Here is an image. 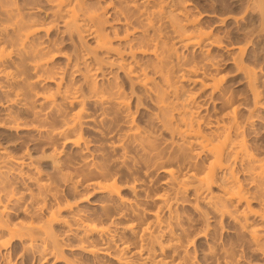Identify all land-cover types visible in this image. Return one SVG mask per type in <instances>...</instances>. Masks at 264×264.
<instances>
[{
    "label": "bare ground",
    "instance_id": "6f19581e",
    "mask_svg": "<svg viewBox=\"0 0 264 264\" xmlns=\"http://www.w3.org/2000/svg\"><path fill=\"white\" fill-rule=\"evenodd\" d=\"M38 1L37 5L28 6L19 0H0V73L4 76L8 88L6 90L8 93L5 92L14 97L12 104L19 103L25 110H30L29 113L35 105H40L42 108L48 105L52 110L56 109L57 114L64 117L61 119L62 128L59 130L51 128L44 134L72 142L74 146L81 145L84 139L83 125L88 120L96 122L92 113L88 114L87 105L102 111L101 120L109 119L111 112H116L118 117L121 116L118 113L125 112L124 117H121L123 125L118 124L122 132L118 134L121 135L119 143L117 142L118 144L113 147L121 148V151L125 153L124 157H127L126 148L130 147L129 145L134 146L133 148L136 149L134 151H138L136 156L139 155L146 168L153 167L154 171L157 166H162V171L170 175L169 185L173 186L169 188V192L157 197L160 198L159 208L149 212L151 215L147 218L146 209L122 195L121 186L117 185L115 177L112 173L105 172L108 169L106 166L99 162L96 164L94 160L87 163L86 151H90L91 148L88 140H83L84 145L81 148L85 151L81 149L83 151L81 153L85 156L84 160L87 158L86 161L83 160V165L89 168V175L98 174L94 179L99 176L104 181L102 182L101 179L92 181L90 179L92 176H89V184L85 186L89 188L88 190L93 189L106 194L108 199L107 202H101L103 206L101 209L104 211L101 215L104 217L100 216V221L97 223L89 221L90 219L88 220L82 213L79 202H82L85 196L76 193L80 186L78 180L72 182L74 185H68L76 189L73 191L79 196L77 201L71 202L69 198L67 200H65L66 197L62 199L63 196L60 198L59 188L38 177L36 179L37 194L35 190L31 192L35 194H30L31 201H35L33 202L35 204L30 202L32 204L30 207L35 206L34 215H31L30 207H28L30 203H25L29 202L30 198L24 199L26 196L23 193L17 191L14 185H9L8 177L6 179L1 175L5 178L0 176V254L6 259L4 263L11 264L9 263L11 249L8 251L7 247L14 239L23 242L24 251L37 249L45 256L55 257L57 261L60 258L63 259L64 244L55 234L52 224L61 219L59 213L62 209H66L71 213L70 223L80 232L79 241L82 245L80 248L95 257L92 259L93 262L89 260V262H83L84 264H101L102 262L97 258L98 254L120 264H138L128 256L129 254L130 256L134 254L140 264H200L201 262L196 261L194 255H190L189 250L190 242L193 243L189 240L192 236L189 234L195 231V229L190 230L189 226H192L193 221L198 220H191V216L190 218L186 216L185 219L186 212H183L185 214L183 215L179 212L178 206L176 207L179 201L188 200L185 196L189 188L187 185L196 186L195 200L205 202L220 217L229 216L235 222L237 221L236 223H240L239 226H244L243 228H247L252 217L259 218L262 223V225L259 224L261 228L251 227L253 229L248 231L250 232L248 241L251 240V243L264 253V152L259 146L254 147L248 142L247 132H245L247 121L239 115V107L235 103L233 94H229L226 86L223 85L224 77L218 67L219 62L213 59L214 47L222 49L227 46L223 38L217 36L218 34L216 35L211 28V30L205 29L207 26L204 28L199 17L192 14L191 8L186 6L187 2L184 5L181 0V4L176 3L177 0H155L154 3V0H130V3L123 0L126 2L123 3L124 5L122 0H120L121 4L112 0L105 6L102 4L103 0H43L50 5L48 10H44L40 2L42 0ZM261 1L262 3L254 9L259 8L264 16V0ZM176 4L182 5L180 9L183 10L178 14L173 8ZM250 6H252L251 3L248 7ZM231 14L221 15L223 17L219 18L220 24L235 17ZM107 16L113 17L114 24L111 26L113 35L108 31L109 29L107 30ZM234 20H238V17ZM60 23L63 27L62 31L67 33L71 40L77 39L76 41L83 42L84 33L94 39V45H86L85 51H83L84 48L80 50L76 45L73 54H66L65 67L55 62L57 54L64 51L60 44L62 40L52 34L56 28L59 29ZM168 26L171 28L170 31L178 37V44L171 37L174 35L170 36L167 33ZM177 45L201 50L202 53L199 54L203 62H197L200 59L197 58L196 61L193 58L198 55H193L192 49L191 53L188 52L190 54H184L180 51L181 47ZM232 47L236 54H242V56L247 50L245 45ZM109 53L114 54L110 58L114 57L118 61H116L118 69L131 83H138L145 88L146 92L152 94V99L157 103L155 121L158 126L156 123L154 126L160 125V128L169 130L171 142H167L168 139H166V143L161 144L160 140H156L158 135H155L156 138L152 136L155 131L150 133L149 130L153 128L145 130L136 122L130 109V102L127 100L129 96L123 89L124 85L122 86L123 82L120 83L113 77V71L108 65L110 60L103 56ZM240 58L237 59L240 60ZM73 75L80 77L76 80ZM246 76L249 84L253 86L255 103L259 104L261 101L258 95L260 94L257 87H254L257 71L247 70ZM189 77L193 78L194 83H201V86L210 89V94L219 95L224 106V110L222 106L223 113L220 112L221 116H216L213 120L202 113L201 109L204 106L197 101L194 94L196 92H189L183 84V81ZM50 83L53 85L51 86ZM42 108L38 109L42 110ZM38 109L35 111L34 108L32 114L39 119L42 111ZM70 109L76 110L67 117ZM11 113L5 116L8 117L7 122L4 118V123L9 124L4 125L26 129V124L24 126ZM112 117H115L114 113ZM42 119L40 121H43ZM100 150L102 151L101 147ZM0 160V168L3 164L7 168L16 167L21 170L24 167H34L32 160H26L25 157L9 158L4 150L0 152ZM1 169L0 172L4 173ZM35 170H37L35 175H39L40 171ZM213 187H217L218 193L213 192ZM74 199H76L75 196ZM254 203L257 205L255 206ZM20 208L29 213L28 216H32L30 220H26V217L25 220H22L23 218L15 220L12 217V209L20 210ZM165 210L166 212H163ZM113 212L116 218L110 221L113 223L114 219H117L118 223L125 222L120 227L121 232L125 230L132 232V236L137 239L134 240V244L137 243L135 249L131 248L132 244L129 243L132 239L125 240L123 239L125 236L119 234L118 237L121 236V238H116L117 234L111 229L113 224L110 225V222H107ZM34 216L38 217L34 218ZM35 219L39 221L36 222ZM209 225L208 227L205 225V231H202L203 236L209 233ZM177 229L181 231L180 236H176ZM189 231L193 232L189 233ZM7 236L8 238H5ZM164 236H169L168 239L173 241L174 251L172 254L169 252L171 255L165 253L171 243L166 245L167 240L165 242L162 240ZM212 248L214 246L209 247V250ZM209 250L205 253V257L210 255ZM79 260L68 262L83 264L81 262L83 260Z\"/></svg>",
    "mask_w": 264,
    "mask_h": 264
},
{
    "label": "rangeland",
    "instance_id": "374dc122",
    "mask_svg": "<svg viewBox=\"0 0 264 264\" xmlns=\"http://www.w3.org/2000/svg\"><path fill=\"white\" fill-rule=\"evenodd\" d=\"M19 1H23L25 4H28V6H35L39 2L38 0H25V1L19 0ZM110 1L112 0H103L102 4H104L105 6ZM114 1L117 4H121L120 0H114ZM125 1H127L128 3L131 2L130 0H125ZM125 1L122 0V4L126 3ZM178 1L180 0H177L176 3L181 4V1H183L184 5L187 2L186 6L189 7V9L191 8L192 14H196V16L199 17L201 24H204L203 25L204 28L205 26H207L205 29L211 28L212 31L216 33V35L218 34L217 36L223 38V40L225 41L224 44L225 43L227 44V46L223 47L222 49H217L215 47L213 48L214 50L212 49L213 59L219 62L218 67H220L219 68L220 72L223 74L224 77L223 85L226 86L225 88L227 89V92H229V94H233L232 96L234 97L235 103L239 107V115L242 116L243 120L247 121V124L245 125L246 126L245 132H247L246 136L248 142H250V144L253 145L254 147L259 146L264 152V16L259 8L254 9L255 7H258L259 4L262 3V1L261 0H255V1L254 0L253 1L252 0H185V1L181 0L180 2ZM40 2L43 5L44 10H48L50 5H48V3H46L43 0ZM154 2L155 0L153 1V3ZM250 3L252 6L248 7ZM180 4L179 5L176 4L175 5L176 7H173L174 11L177 14L179 11L181 12L183 11L180 9L182 6ZM150 8L152 9L154 7H150ZM201 12H203V14ZM199 13L202 14V16ZM230 13H232L235 17H238V20H234L235 17H231L224 24H220L219 18L223 17L221 15L230 14ZM107 18H108L107 30L109 29L108 31H110L111 35H113V30H112L113 28H111L112 24H114L112 20L113 17L107 16ZM169 27L170 26H168V28L166 27L167 33L170 34V36L174 35L171 37L177 43L178 37H176V34H173L174 32L170 31L171 28ZM62 28H63L62 24L60 23L59 29L56 28L55 29L56 31L54 30L52 34L57 39L62 40V42L60 41V44L64 50L57 54L58 57L55 58L56 59L55 62L57 65L65 67L66 56H67L66 54L68 53L73 54L75 52L76 45H78L80 50L84 48L83 51H85L86 45H91V44L94 45V41H93L94 39L90 38V36L84 33L83 42L81 41L79 42V40L76 41L77 39L71 40V38L67 36V33H64L62 31ZM175 37L177 39H175ZM169 39L172 41L171 38ZM116 42L115 45H117ZM232 43L233 45H231ZM238 45H245L247 48L243 56L242 54H238V53L236 54L235 49L232 47ZM177 46H179V48L181 47L180 49L182 50L180 49L179 50L184 52V54H187L188 52L191 53L190 50L192 48L188 49L181 45H177ZM192 50H193L192 51L193 55H198L200 57L199 53L201 52V50L199 49L196 50L192 49ZM109 54H105L103 56H105L107 60H110L109 61L110 63L108 65L111 67L110 70L113 71L112 73L113 77L116 78L120 83L123 82L122 86L124 85L123 89L126 90L125 91L126 95L129 96V99L127 98V100L128 102H130L129 103L130 109L131 112H133L132 115H134L136 122L139 124V126H141V128L143 129L145 128V130H149L153 128L152 130L149 131H151L150 132L151 134L155 131L152 136L156 138L157 136L155 135H158L156 140L158 141L160 140L161 144H163L166 141V139H168L167 142H169L170 139L172 140L171 135L169 134L170 133L169 130L166 129L167 130L166 131L164 130V128H160L161 127L160 125L159 127H155L156 125L154 126V123H156L158 126V123L155 121L157 103L156 101H154V99H152L151 97L152 94L146 92L145 88H143L138 83L136 84L131 83L130 80L127 79L126 76H124L123 72L120 69H118L117 66L118 63H116L117 60H115L114 57L110 58V56H114V54L112 53ZM236 55H240V56H236ZM198 56H193V58L195 60L197 58L200 59L196 61L202 63L203 62V60H201L202 57L199 58ZM239 57H241L240 60L237 59ZM112 60L114 62H112ZM250 69L251 70L254 69V71H257V80H256L257 86L255 84L254 87H257L260 94V96L258 95L259 97L258 99L259 101H261L260 103L258 102L259 104L255 103V98H254L255 96L253 94V89H252L253 86L249 84V80L246 76V71ZM73 77L77 80L79 79L80 76L73 75ZM5 82L6 81L4 79V76L1 75L0 76V123L1 122L3 123H1L0 125V152L4 150L5 152H7L9 158L25 157L26 160H32V162L34 163L33 166L35 168L31 167L32 168L31 169L24 167L22 168V170L17 169L16 167L7 168L2 163L3 164L1 167L2 169L1 168L0 169L3 170L5 174L0 172L2 173L0 174V176L3 175L6 179L8 177L9 180L7 181H10L9 185H14L13 187H15L17 191L23 193L24 196H26L24 197V199L27 197L30 198L29 202L27 200H23L24 202L27 201L25 203L29 204L30 202L31 203L35 202L34 200L33 202L31 201L32 196H30V194L34 193V192L31 193L32 190H35V193L37 194L38 190L36 191L37 189L36 179L39 177L40 179L44 180V182L47 183L51 182L52 183V184L50 183L51 185H55L56 188H59L58 190L61 191L59 192L60 198L63 196L62 199L63 198L65 199L66 197L65 200L69 198L71 202H74L75 200L77 201V199L79 198V196H77L78 193L79 195L80 194L84 195L85 197L82 196L84 197L82 198V202L78 201L80 208H82L83 211L82 213L86 215V218L88 220L90 219L89 221L99 223L100 216H102L101 212L103 211V209H101L103 207L101 205V202H107L108 199H106V194L93 189L88 190L89 188L85 186L89 184L90 179H92V181L98 179H101V181L103 180L99 176H97V178L94 179L95 175L98 174L89 175V168L83 165L84 161H86L87 158L86 160L83 159L85 156H82L81 151L83 150V148L81 147H83L82 145H84L83 140L85 141L88 140L91 149L89 148L90 151H86V153L88 154L87 163H89V161L92 162L94 160L95 163L97 162L96 164H98L99 162L102 165L106 166L108 169L107 171L105 170V172L112 173V176L115 177L116 182H118L117 185H119V187L121 186L120 189L122 195L126 199L131 200L134 203L140 205L141 208L146 209V211H148L147 218H149V216L151 215V213L149 212H153V210L156 211L157 207L159 208L160 198L157 197L162 196L163 193L169 192L171 186H173V185L170 186L169 185L170 182H168V180L170 181V175L162 171L163 168H161L162 166L160 165L157 166L154 171H153L154 169L153 167L152 169L151 168L147 169L143 161H142L143 164H141L142 159L138 157L139 155L136 156L137 155L136 153L138 151L136 152L134 151L136 150L134 149L135 148L134 146L133 148L131 145H129L132 149L130 147L126 148L128 150V152L126 153V155H128L127 157H124L123 154L125 153L124 151H121V148L113 147V145H117L119 143L118 140L120 139L121 135L118 134H121L122 132L118 124L122 123L123 125V119L121 117L125 112L118 113V115H121L119 117L116 116V112H111L109 113V119L101 120L100 118L102 116V111L100 109H93V107L87 105L88 114L92 113L93 117H95L96 119V122L94 120L89 122L88 120V122L83 125L82 136L84 139L81 141V145L79 144L80 146L79 145L74 146L75 144H73L72 142L65 141L64 139H58L57 137L54 138V136H51L50 134H46V135L44 134V133H48L46 131L51 130V128L52 130L54 129L59 130L62 128L61 119H63L64 117H60L58 115L59 113L57 114L56 109L52 110V108H50V106L48 105H44L43 108L40 105H35L31 109V112L29 113L30 110H25L24 108L21 107L22 105H20L19 103H14L13 105L12 103L14 99L12 98L14 97H12L11 94H7L8 92L6 90H8V88ZM183 82H184L183 83L184 86L186 87V90H188L189 92L193 91L191 93L196 92L194 94H196L195 96L197 101H199V103L203 104L204 106V108L201 109L203 114L204 113L207 114V117L210 116L209 119L213 118V120L216 119V116L218 117L219 115L220 116L222 115L220 112L224 110V106L222 105L223 103L219 99L220 97H218L219 95H217V93H214L216 95L212 93L210 94L209 92L210 89L208 90V88L201 86V83L198 82L194 83V80L193 78L191 79V77H189V79H185ZM50 84L51 86L53 85L52 83ZM15 88L19 89V87H15ZM8 99L10 100L8 101ZM222 106H223V110H222ZM34 108L35 111L38 108L39 109L42 108V110L38 109L40 112L42 111L40 115L41 117H39V119L35 118L34 114H32V112H34L33 111ZM75 110H71V109L68 110L67 117H69V115H71ZM6 111L12 112L11 114L15 115V117L19 120V122L24 124V126L26 124L27 126V127L25 126L26 129L24 130L16 129L15 127H12V125L6 127L4 124L7 125L9 124V123H4L5 122L4 118L6 122L8 120V117L6 118L5 116H7L9 112L7 113ZM113 113L116 118L112 117ZM33 118L36 120H34ZM40 119H42L44 122L40 121ZM112 121L114 122V124H112L113 123ZM14 128L17 131L14 130ZM95 130H99V131H95ZM111 145L114 149L111 147ZM100 147L102 148V151L100 150ZM132 150L134 153L132 152ZM117 160H119V162ZM134 161L136 162V164ZM123 162H125V164ZM169 166L172 167L173 165H169ZM35 169H38L40 171L39 175H35L37 174L35 173L37 171ZM147 170L151 172L149 171L147 172ZM3 176L1 177L4 178ZM89 176L92 177L90 178ZM112 176L111 178H113ZM74 180H78V182H80V184L78 183V185H80L78 190L72 187L70 188L68 186V185L70 186L74 185L72 183ZM82 185H84V187ZM131 186H133L135 189ZM187 187L189 188H187L188 190L185 196L187 197L188 200L185 199V200H181V202L179 201L176 207L178 206V210H180L179 212L181 214H183V212L184 213L186 212L185 213L186 215L183 214L185 215V219L187 218L186 216H188L189 218L191 216L192 217L191 220L192 219L198 220L196 222L193 221V224H191L193 227L189 226L191 229L188 227V230L190 229L194 231L195 229L194 232L189 231V233L193 232V234H189V235L194 236V233L196 232L195 233L196 235L194 237L190 236L193 239L191 238L189 239L190 241L192 240L193 242L192 244L191 242L189 244V250L191 252L190 255L191 254L194 255L195 260L201 262L200 264H264V253L261 250H259V248L255 247L251 243V240L248 241L249 240L248 238H250L249 237L250 232L248 233L249 229L251 231V229H253L251 227L253 226H256V228L257 226L258 228H261L260 226L262 225V223L259 220V218L252 217L250 220L251 222L249 221L250 223L247 225V228L246 227L243 228L244 226H239L240 223H236L237 221L235 222V220L230 218L229 216H224V218H222V216L220 217L218 213H215L216 211L214 210L212 211V209L208 206V204H206L201 200L198 201L195 200L197 198L194 193L195 192L194 188L196 186L194 187L193 185L190 186L187 185ZM73 189L74 191L75 190L77 191L76 192L77 194L73 191ZM212 190L213 192L217 191V187H213ZM215 193H218V191ZM74 196L76 197V199H74ZM31 203L29 204V206L28 205L27 206L28 207L32 206ZM255 204L257 205V203H254V205ZM257 207L260 208L259 206ZM34 208L35 206L30 207L29 209L32 213L31 215H34L33 213ZM21 210L23 212H21ZM114 212L111 218L107 222L108 223L110 222V225L113 224L111 225V229L113 232L117 234L116 235L117 239L118 238L120 239L121 236H125V238L123 237L122 238L128 241L132 239L131 241H129V243L130 245L132 244L131 248H134L137 245V243L134 244L135 242L134 240L137 239L135 238V236H132L133 235L132 232L127 230H125V232L124 231L121 232L120 227L123 226L125 222L124 223L119 222L120 225L118 221H116L117 219H114L115 222L113 223L111 222L112 218H116L115 217L116 214ZM117 212H120V210H117ZM163 212H166V210ZM28 214L29 213H26L21 208L20 210L12 209V217L15 218V220L17 218L18 219L23 218L22 220H25V217L26 220L27 219L30 220L32 216H28ZM59 214H60L59 218L61 219L56 220V222L52 224V229L55 230L54 231L55 234L58 235L59 240L64 244L63 246H64L65 257L63 259L60 258V260L57 261L55 257H51V256L49 257L48 255L45 256L42 254V252H40L37 249L24 251L23 242L20 241L19 239H14L11 240V242H9V245L7 247L8 251L11 249L10 250L11 260L9 261V258H7V261H9V263L11 264H69L68 261L70 260L77 261V259H80L79 261L83 260L81 261L82 263L83 262L86 263L85 261L89 262V260L93 262L92 259L95 257L92 254L89 255L87 251H85L84 249L82 250V248H80V246H82L80 245L81 241H79L80 232L79 230H77V227H75V225H72L70 223L71 213L69 212V210L62 209ZM163 214L167 215L166 213ZM37 217L38 216L36 217L34 216V218ZM38 219L42 220V218H38ZM37 220L35 219L36 222ZM208 224H210L209 233H208L209 235L206 234L205 236H203L202 231H205L204 227L205 225H207L208 227ZM198 226L200 227L198 228ZM176 232H177L176 236L181 235L180 230L177 229ZM118 234L121 236L118 237L119 236ZM5 238H8V236ZM168 238L169 236H164L162 240L163 242L167 240L165 242L166 245H169L171 243V246H169L168 247L169 249H166L165 252L166 255H171L174 251V247L172 246L173 241H170ZM213 246L214 248L209 250V247L211 248ZM208 250L210 251L209 252L210 255L205 257V253L208 252ZM98 255H99L97 257L98 260L103 264H120L112 260L111 262L109 259L102 257V255L100 254ZM130 255L131 254H129L128 256L131 257L133 260H135V262L140 264L139 261L137 260V257L134 254H132V256ZM0 257H1L0 264H5L4 263V260L6 261V259H4L5 257H2V254H0Z\"/></svg>",
    "mask_w": 264,
    "mask_h": 264
}]
</instances>
